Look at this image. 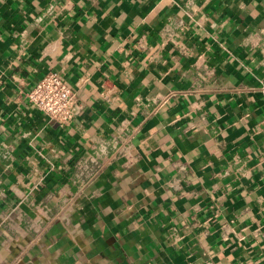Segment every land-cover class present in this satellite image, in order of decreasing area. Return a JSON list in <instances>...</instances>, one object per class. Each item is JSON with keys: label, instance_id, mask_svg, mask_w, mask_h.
I'll return each instance as SVG.
<instances>
[{"label": "crops", "instance_id": "obj_1", "mask_svg": "<svg viewBox=\"0 0 264 264\" xmlns=\"http://www.w3.org/2000/svg\"><path fill=\"white\" fill-rule=\"evenodd\" d=\"M0 264H264V0H0Z\"/></svg>", "mask_w": 264, "mask_h": 264}, {"label": "built area", "instance_id": "obj_2", "mask_svg": "<svg viewBox=\"0 0 264 264\" xmlns=\"http://www.w3.org/2000/svg\"><path fill=\"white\" fill-rule=\"evenodd\" d=\"M157 103L162 106L169 97ZM26 100L50 120L61 126L69 125L81 110L72 89L55 73L44 75L25 95Z\"/></svg>", "mask_w": 264, "mask_h": 264}]
</instances>
